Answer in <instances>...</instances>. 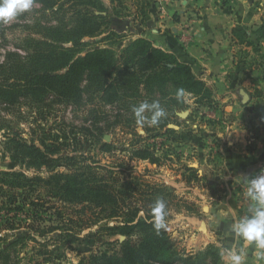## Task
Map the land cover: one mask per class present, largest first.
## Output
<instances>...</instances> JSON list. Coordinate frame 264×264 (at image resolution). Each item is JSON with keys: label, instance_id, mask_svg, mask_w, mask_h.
Wrapping results in <instances>:
<instances>
[{"label": "trees", "instance_id": "16d2710c", "mask_svg": "<svg viewBox=\"0 0 264 264\" xmlns=\"http://www.w3.org/2000/svg\"><path fill=\"white\" fill-rule=\"evenodd\" d=\"M61 1L34 0L51 20L38 32L40 39L29 37L18 46L24 55L6 54L5 62L0 65V106L15 108L25 101L33 108L44 107L50 102L81 107L99 98L118 110L115 125L122 123V113H126L129 118L125 122L133 127L139 119L134 107L143 101H158L163 109L159 122L152 125L155 128H150L145 119L142 128L146 134L166 130V135L175 136L176 141H181L182 136L169 126L181 127L175 120L179 118L178 112L188 110L184 100L186 94L191 95L199 107H213L212 88L176 54L157 47L145 37L116 50L125 37L112 28L111 16L122 18L126 15L128 8L124 0H109L112 12L103 0ZM114 5H118V9ZM135 7L136 17L143 24L149 4H136ZM248 30L237 26L233 36L238 44L254 47ZM66 44L72 47L67 48ZM94 44L103 47H92ZM256 96L262 97L259 91ZM144 115L147 118L151 113ZM108 118L104 114L95 117V121L99 123ZM7 128L0 122V131ZM82 131L89 132L86 128ZM111 149L107 144L102 147L104 152ZM4 150L17 165L36 170L46 168L50 172L48 177H28L17 171L0 172V198L10 206L13 218L24 210L30 194L42 189L47 200L41 199V203L32 202L31 205L48 211L46 205L56 201L64 209H71L68 214L80 222L85 221L81 230L100 226L96 233L86 236L90 241L102 236L126 238L123 242H106L109 247L106 251L83 258L79 264H223L225 246L210 244L195 254L177 250L166 228L169 211L173 207L178 212L182 208L192 209L181 206V200L170 187L145 184L131 175L123 177L109 167L89 163L86 156H62L58 146L43 142L39 147L16 133L6 136ZM132 155L137 160L160 165V158L149 147L139 148ZM187 169L192 176L185 179L192 183L198 178V171ZM259 172L261 169L253 176ZM158 200L165 204L163 226L159 229L154 212ZM59 216L65 226L79 224L74 218L66 223L62 211ZM14 229V226L10 228ZM55 230L51 228L49 232ZM45 233L40 235L45 237ZM29 241H36V238L29 234L0 245V264H22L17 260L19 249H24Z\"/></svg>", "mask_w": 264, "mask_h": 264}, {"label": "rangeland", "instance_id": "374dc122", "mask_svg": "<svg viewBox=\"0 0 264 264\" xmlns=\"http://www.w3.org/2000/svg\"><path fill=\"white\" fill-rule=\"evenodd\" d=\"M67 1L63 0L61 3ZM103 1L112 12L113 6L109 0ZM152 1L154 0H124L125 7L128 8V12L125 11L126 15L122 18L111 16L112 28L125 37L122 45L116 49L117 51L140 37L153 41L151 38L154 34L147 24L148 14L143 24H141L140 18L132 17L133 10L136 12V4L147 3L150 6ZM263 1L258 0L257 2ZM114 7L118 9V5H114ZM50 13L48 12L47 15L51 16ZM50 20L51 18L42 11V6L34 3L31 11L18 15L10 23H0V65L5 62V56L10 52L24 55V51L18 49V46H21L24 40L29 37L40 39L41 36L38 35V32L41 31L42 26L48 25ZM153 42L157 47H160L156 43L157 41ZM64 46L70 48L72 44ZM95 46L103 47L102 44H94L92 47ZM184 100L188 110L178 113H188V116L186 118L178 116L179 118L175 120L181 125L179 130H175L177 135L182 136L181 141H176L175 136L166 135V130H156L151 134H146L142 128V124L146 123L145 120L138 119L133 123V127H129L125 122L129 118L126 113H122V123L115 125L118 110L114 106L104 104L99 98H95L93 102H86L81 107H69L50 102L44 107L33 108L25 101L15 108L0 106V122L8 126L6 130L0 131V172H23L28 177H48L50 175L46 168L36 170L13 163L10 157L5 155L4 142L7 135L20 134L28 143L34 142L39 147H42L43 142L48 145L53 144L60 148L62 156H86L90 159L89 163L109 167L120 172L123 177L131 175L145 184L165 185L173 189L183 204L181 206L192 209L188 211L182 208L178 212L173 207L169 211L166 228L179 252L195 254L210 244L219 247L225 246L221 243L224 241L217 238L221 234L216 227H212V233H203L199 228L196 230L194 226L189 225V222L198 225L201 221L205 222L206 220L203 214H200V210H198L200 208H198L195 199H190L193 196L192 193L196 192L195 188L203 187L206 191L213 190L224 197L228 195L225 184L219 180L216 185L212 184L209 179L210 175L202 173L201 168V160L207 157L205 159L214 166L211 173L214 177L224 179L226 175L224 167L222 168V163H224L222 155L217 152V150L220 151V142L211 135L217 130V126L213 123L216 119L209 116V113L216 111L219 104L216 106L214 103L212 108L199 107L195 105L194 98L188 94L185 95ZM260 106L252 107V109L247 107L242 111V115L245 116V112L250 113L253 110L256 114H259V111L264 114V104ZM104 114L109 118L97 123L95 117H102ZM206 126H208L205 130L207 132H202V128ZM84 128L89 132H83ZM150 128L155 127L150 125ZM104 144L111 146V151L104 152L102 150ZM144 147H149L155 156L160 158V165L133 157L132 154L136 150ZM217 167L218 169H216ZM187 168L198 171V178L192 183L185 179L192 176ZM123 171H126V174H123ZM233 187L234 190L240 192V187H236L234 184L231 185V189ZM30 195L29 201L24 205V210L16 218H13L14 214L10 213L12 212L10 206L0 198V245L13 242L21 236H29V234L36 238V241H29L24 249H19L17 260L22 264H79L83 258H89L92 254L106 251L109 248L106 242L113 243L119 240L120 236H102L90 241L86 236L96 233L100 226L81 230L80 228L85 226H81L85 224V221L80 222V219L68 214L72 212L71 209H64L56 201L46 205L48 211L39 207L34 208L31 205L32 202L41 203V199L47 200L44 190L37 189ZM60 211H62L66 223L69 224L70 220L74 218L75 222H79V224L63 225L59 216ZM11 219H15V221L12 222ZM111 225L115 226V224ZM13 226L15 229L10 230ZM51 228L57 230L49 232ZM42 232H46L47 235L42 237L40 235ZM62 233L65 235L61 236ZM191 237L195 240L192 245H197L193 250H189L188 247V238ZM211 237H216V242ZM200 245L201 249L197 250L196 248ZM224 250L222 251L223 257ZM222 261L224 264V258Z\"/></svg>", "mask_w": 264, "mask_h": 264}, {"label": "crops", "instance_id": "0c3cea01", "mask_svg": "<svg viewBox=\"0 0 264 264\" xmlns=\"http://www.w3.org/2000/svg\"><path fill=\"white\" fill-rule=\"evenodd\" d=\"M257 1L170 0L163 10L154 0L147 13V24L154 34L151 39L190 64L194 74L212 88L215 105L219 104L209 116L217 120L213 122L217 130L211 135L220 142L217 152L222 155L226 175L224 179L214 177L211 174L214 166L207 157L201 160V168L202 173L210 175L212 184L223 182L228 195L224 197L197 187L190 199H195L200 214L206 218L208 232L212 233V227H216L221 234L217 238L224 241L222 244L245 253V264H264V251L243 241L237 242L229 231L235 218L233 213L243 216L249 207L246 178L253 177L256 170H264V114L253 110L242 115L247 107L252 109L264 104V1ZM133 13L132 17L136 18L135 10ZM237 26L249 29L254 47L238 44L233 36ZM241 89L250 95L247 105L242 103ZM256 91L262 97H257ZM207 128L203 127L202 132H207ZM233 184L240 187V192L234 187L231 189ZM189 225L196 230L199 226L192 222ZM211 239L216 242V237ZM193 240L188 238L189 250L197 247L192 245Z\"/></svg>", "mask_w": 264, "mask_h": 264}, {"label": "clouds", "instance_id": "9594fccd", "mask_svg": "<svg viewBox=\"0 0 264 264\" xmlns=\"http://www.w3.org/2000/svg\"><path fill=\"white\" fill-rule=\"evenodd\" d=\"M33 5L34 0H0V23L12 22L18 15L31 11ZM133 110L139 119H147L149 125H156L163 115V109L158 101H143ZM145 112L151 113V116L146 118ZM246 179L248 183L246 198L249 207L243 216L233 213L235 218L229 225V231L234 234L237 242L243 241L257 250L264 251V170ZM164 210L163 200L156 201L154 212L157 229L163 226ZM224 258L226 264H245V253L237 247L226 248Z\"/></svg>", "mask_w": 264, "mask_h": 264}, {"label": "water", "instance_id": "95a60500", "mask_svg": "<svg viewBox=\"0 0 264 264\" xmlns=\"http://www.w3.org/2000/svg\"><path fill=\"white\" fill-rule=\"evenodd\" d=\"M104 15H105V14H104ZM240 96H241V98H242V103H243L244 105H247V104L250 102V95L248 94V92H247L246 90L241 89V90H240ZM178 116H179L180 118H186V117L188 116V113H180V114H178ZM169 128L174 129V130H179V129H180L179 127L174 126V125H170ZM205 225H206L205 222H204V221H201L200 224H199V226H198V228H199L203 233H204V232H205V233L208 232V229H207V230L204 229V226H205ZM125 239H126V238L123 237V236L119 237V240H120L121 242H123Z\"/></svg>", "mask_w": 264, "mask_h": 264}, {"label": "built area", "instance_id": "2783aa9c", "mask_svg": "<svg viewBox=\"0 0 264 264\" xmlns=\"http://www.w3.org/2000/svg\"><path fill=\"white\" fill-rule=\"evenodd\" d=\"M158 2L160 3L162 9L165 10L170 0H158Z\"/></svg>", "mask_w": 264, "mask_h": 264}, {"label": "bare ground", "instance_id": "6f19581e", "mask_svg": "<svg viewBox=\"0 0 264 264\" xmlns=\"http://www.w3.org/2000/svg\"><path fill=\"white\" fill-rule=\"evenodd\" d=\"M204 229H206V230H207V227H206V225L204 226Z\"/></svg>", "mask_w": 264, "mask_h": 264}]
</instances>
